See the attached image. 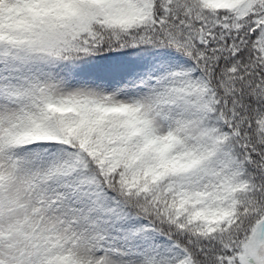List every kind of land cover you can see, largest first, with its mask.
Masks as SVG:
<instances>
[{
    "label": "trees",
    "instance_id": "16d2710c",
    "mask_svg": "<svg viewBox=\"0 0 264 264\" xmlns=\"http://www.w3.org/2000/svg\"><path fill=\"white\" fill-rule=\"evenodd\" d=\"M0 46L21 128L72 155L59 179L72 174L85 213L101 211L114 230L43 242L35 264H82L72 242L113 248L140 229L162 235L152 264L177 248L194 264H241L239 248L264 218V0H9ZM166 51L187 65L164 101L182 129L160 152L135 108L86 98L66 112L40 93L43 71L151 72ZM24 139L16 131L9 152Z\"/></svg>",
    "mask_w": 264,
    "mask_h": 264
},
{
    "label": "rangeland",
    "instance_id": "374dc122",
    "mask_svg": "<svg viewBox=\"0 0 264 264\" xmlns=\"http://www.w3.org/2000/svg\"><path fill=\"white\" fill-rule=\"evenodd\" d=\"M7 2L9 0H0V13ZM2 49L0 47V54ZM185 64L179 56L163 53L159 68L146 74L142 67L137 71L126 67L109 72L104 78L93 69L68 75H58L55 70L43 71L40 93L58 100L66 112L80 106L86 98L135 108L151 123L154 145L159 150L170 144L182 129L179 114L164 101L171 82ZM8 76L0 74V264H35L37 247L43 242L50 245L55 237L83 239L97 230L106 234L114 230L104 229L107 222L101 211L85 213L76 197L71 174L64 181L59 179L72 155L46 150L32 133L19 151L7 152L4 142L27 118L22 108L10 101ZM33 94L35 88L28 93ZM24 133L21 130V134ZM223 221L224 216H218L206 224ZM141 225L146 226L147 222L142 220ZM159 238L158 233L149 236L140 229L131 238L119 239L113 248L100 247L99 239L71 244L82 264H152L150 256L158 252ZM239 253L241 264H264V220L256 224L250 238L241 244ZM163 262L194 264L182 248L171 249Z\"/></svg>",
    "mask_w": 264,
    "mask_h": 264
}]
</instances>
